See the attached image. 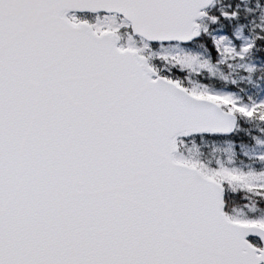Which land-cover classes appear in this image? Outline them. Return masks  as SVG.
Wrapping results in <instances>:
<instances>
[{
  "label": "snow or ice",
  "instance_id": "obj_1",
  "mask_svg": "<svg viewBox=\"0 0 264 264\" xmlns=\"http://www.w3.org/2000/svg\"><path fill=\"white\" fill-rule=\"evenodd\" d=\"M0 264H264V0H0Z\"/></svg>",
  "mask_w": 264,
  "mask_h": 264
}]
</instances>
